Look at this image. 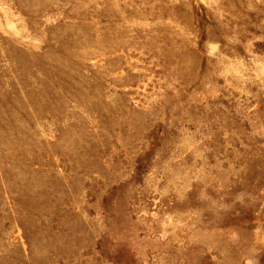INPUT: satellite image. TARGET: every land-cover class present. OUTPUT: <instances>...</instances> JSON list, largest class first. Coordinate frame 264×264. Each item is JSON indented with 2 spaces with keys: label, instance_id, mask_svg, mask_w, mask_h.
Returning a JSON list of instances; mask_svg holds the SVG:
<instances>
[{
  "label": "rangeland",
  "instance_id": "rangeland-1",
  "mask_svg": "<svg viewBox=\"0 0 264 264\" xmlns=\"http://www.w3.org/2000/svg\"><path fill=\"white\" fill-rule=\"evenodd\" d=\"M0 264H264V0H0Z\"/></svg>",
  "mask_w": 264,
  "mask_h": 264
}]
</instances>
